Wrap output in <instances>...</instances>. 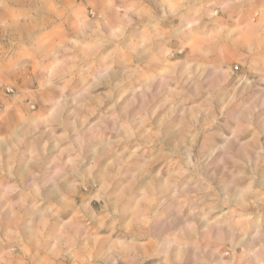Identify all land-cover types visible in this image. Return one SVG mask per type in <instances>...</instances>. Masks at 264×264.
<instances>
[{
	"label": "rangeland",
	"instance_id": "1",
	"mask_svg": "<svg viewBox=\"0 0 264 264\" xmlns=\"http://www.w3.org/2000/svg\"><path fill=\"white\" fill-rule=\"evenodd\" d=\"M0 264H264V0H0Z\"/></svg>",
	"mask_w": 264,
	"mask_h": 264
}]
</instances>
